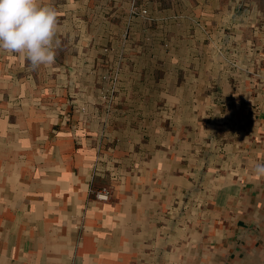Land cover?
<instances>
[{
  "label": "rangeland",
  "instance_id": "rangeland-1",
  "mask_svg": "<svg viewBox=\"0 0 264 264\" xmlns=\"http://www.w3.org/2000/svg\"><path fill=\"white\" fill-rule=\"evenodd\" d=\"M41 3L58 13L55 62L0 51L37 188L65 204L83 159L85 217L116 220L130 264H264V0ZM235 182L241 209L221 212L216 194ZM239 215L254 242L237 248Z\"/></svg>",
  "mask_w": 264,
  "mask_h": 264
},
{
  "label": "crops",
  "instance_id": "crops-1",
  "mask_svg": "<svg viewBox=\"0 0 264 264\" xmlns=\"http://www.w3.org/2000/svg\"><path fill=\"white\" fill-rule=\"evenodd\" d=\"M6 99L13 98L0 89V264H130L133 241L123 229L108 228L116 220L96 214L93 219L85 217L90 169L83 159L76 158L72 165L74 189L65 204L60 198L59 205L54 204L52 193L37 188V174L22 170L21 149L31 145L21 139L20 122L8 120ZM259 115L264 122V109ZM246 185L235 182L222 188L216 194L218 209L240 211ZM240 219L239 215L233 226L237 248L254 242Z\"/></svg>",
  "mask_w": 264,
  "mask_h": 264
},
{
  "label": "clouds",
  "instance_id": "clouds-1",
  "mask_svg": "<svg viewBox=\"0 0 264 264\" xmlns=\"http://www.w3.org/2000/svg\"><path fill=\"white\" fill-rule=\"evenodd\" d=\"M58 31L57 11L41 0H0V51L18 54L32 69L55 62ZM255 173L264 176V164Z\"/></svg>",
  "mask_w": 264,
  "mask_h": 264
},
{
  "label": "built area",
  "instance_id": "built-area-1",
  "mask_svg": "<svg viewBox=\"0 0 264 264\" xmlns=\"http://www.w3.org/2000/svg\"><path fill=\"white\" fill-rule=\"evenodd\" d=\"M99 197H101V198H103V199H106L107 197H108V192H101L100 194H99Z\"/></svg>",
  "mask_w": 264,
  "mask_h": 264
}]
</instances>
